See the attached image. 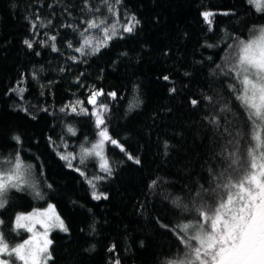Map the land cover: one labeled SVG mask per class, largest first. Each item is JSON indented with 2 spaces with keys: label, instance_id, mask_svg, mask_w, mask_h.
<instances>
[{
  "label": "trees",
  "instance_id": "obj_1",
  "mask_svg": "<svg viewBox=\"0 0 264 264\" xmlns=\"http://www.w3.org/2000/svg\"><path fill=\"white\" fill-rule=\"evenodd\" d=\"M88 2L107 14L100 0ZM115 7L121 24L129 16L139 21L134 32L109 41L95 55L89 50L81 56L74 48L82 40L67 25L83 30L87 25L82 21L100 15H85L83 0H0V159L19 149L45 193L42 200L13 193L11 208L0 211L5 222L0 231H11L16 214L53 204L69 233L51 234L55 259L50 264H114L117 259L120 264H164L176 251V226L186 222V214L166 197H183V186L206 167L209 144L206 102L193 108L190 99L211 94L208 58L221 63L226 45L237 35L247 37L249 27L264 25V12L247 0H121ZM204 11L215 14L213 32L207 31ZM52 36L57 52L51 50ZM97 36L95 29L89 34L90 39ZM93 90L117 94L98 98L108 105L104 115L109 134L141 161L135 164L106 144L113 175L100 181L93 179L106 175L98 159L85 167L77 155L82 144L90 147L99 139L95 118L77 115L70 107L60 111L81 101L91 112L87 99ZM16 135L19 144L12 139ZM57 152L77 156L73 166L79 165L85 176L69 168ZM89 179L108 199H92ZM153 180L157 184L150 188ZM26 236L12 233L11 242Z\"/></svg>",
  "mask_w": 264,
  "mask_h": 264
},
{
  "label": "snow or ice",
  "instance_id": "obj_2",
  "mask_svg": "<svg viewBox=\"0 0 264 264\" xmlns=\"http://www.w3.org/2000/svg\"><path fill=\"white\" fill-rule=\"evenodd\" d=\"M100 3L105 6L107 14L100 7L91 6L88 0H83L81 11L85 15L89 12L100 15L82 21L87 25L83 30L72 24L67 25L82 40L80 46L74 48L81 56L89 55V50L92 55L99 53L101 47L109 46V41L123 38V33H133L139 24L134 16H129L122 24L115 19V6L121 0H100ZM247 3L258 12H264V0H247ZM223 14L228 15L227 12ZM201 15L208 25L207 31L213 32L215 14L204 11ZM109 16L113 19L110 20ZM94 29L101 36L95 43L89 38ZM49 39L53 41L51 50L57 52L56 37ZM24 43L28 48L33 47L27 39ZM207 46L213 47L211 44ZM68 47L73 48L71 41H68ZM226 48L228 51L221 63L208 58L207 80L211 94L203 93L200 99H190L193 108L206 102L208 109L203 117L205 130L209 134L206 167L202 165L197 179L183 186V197H166L174 209L186 214V222L176 226V251L164 264H264V25L249 27L247 37L237 35ZM70 59L75 61L76 57L71 56ZM185 75L190 73L186 72ZM164 79L169 80V77L165 76ZM19 91L22 93L24 89ZM176 91L175 87L170 89V92ZM103 95L114 99L117 94L91 91L87 99V104L93 106L91 112L81 101L60 109L64 112L65 108L70 107L77 115L95 118L94 127L98 130L99 139L90 147L82 144L77 155L79 165L85 167L94 158L99 159V170L106 175L94 176L96 181L113 175V168L105 154L106 144L119 148L129 161L135 164L141 162L138 157L128 154L121 142L109 134L107 117L104 115L108 112V105L98 99ZM67 131L76 134L72 127H68ZM12 139L17 144L21 141L19 135ZM168 147L166 143L165 148ZM14 151L15 155L11 158L0 159V209L5 210L12 206L13 193L27 192L36 200H42L45 196L40 190V182L34 178L31 165L22 162L19 149ZM57 155L67 162L69 168L85 176V171L79 165L73 166L72 160L77 156L59 152ZM93 179L87 181L93 189L92 199H108L105 192L96 191L97 185ZM156 184L157 181L153 180L149 187ZM47 188L51 189L52 185L47 184ZM3 223L0 220V224ZM160 226L169 228L164 224ZM54 230L69 233V228L51 203L43 209L37 207L31 212L16 214L11 231L7 234L0 231V264L54 262L51 250L53 240L50 238ZM22 232L28 233V237L13 245L12 233L20 236ZM114 248L115 245L109 251ZM114 264H120V261L117 259Z\"/></svg>",
  "mask_w": 264,
  "mask_h": 264
},
{
  "label": "rangeland",
  "instance_id": "obj_3",
  "mask_svg": "<svg viewBox=\"0 0 264 264\" xmlns=\"http://www.w3.org/2000/svg\"><path fill=\"white\" fill-rule=\"evenodd\" d=\"M255 9H256V8H255ZM91 39H92L93 42L95 43V42H97V41H99V40L101 39V36L98 35L97 37H95V38L92 37ZM105 147H106V146H105ZM105 154H106V153H105ZM97 159H98V158H97ZM98 165H99V159H98ZM46 207H47V206H46ZM46 207H45V208H46ZM1 210H2V209H0V211H1ZM30 212H31V211H30ZM18 214H19V213H18ZM13 226H14V223H13ZM54 231H56V230H54ZM54 231H53V232H54ZM53 232H52V233H53ZM24 233H26V232H24ZM52 233H51V234H52ZM26 234H27V236H26V238H27L29 234H28V233H26ZM51 234H50V238H51ZM26 238H25V239H26ZM20 242H22V241H20ZM13 245H14V244H13Z\"/></svg>",
  "mask_w": 264,
  "mask_h": 264
}]
</instances>
